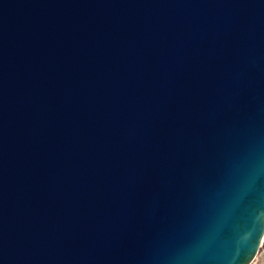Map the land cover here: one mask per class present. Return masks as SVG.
<instances>
[{"label":"water","instance_id":"water-1","mask_svg":"<svg viewBox=\"0 0 264 264\" xmlns=\"http://www.w3.org/2000/svg\"><path fill=\"white\" fill-rule=\"evenodd\" d=\"M263 239L264 0H0V264Z\"/></svg>","mask_w":264,"mask_h":264},{"label":"rangeland","instance_id":"rangeland-1","mask_svg":"<svg viewBox=\"0 0 264 264\" xmlns=\"http://www.w3.org/2000/svg\"><path fill=\"white\" fill-rule=\"evenodd\" d=\"M259 252L252 261V264H264V240L260 246Z\"/></svg>","mask_w":264,"mask_h":264},{"label":"bare ground","instance_id":"bare-ground-1","mask_svg":"<svg viewBox=\"0 0 264 264\" xmlns=\"http://www.w3.org/2000/svg\"><path fill=\"white\" fill-rule=\"evenodd\" d=\"M264 240V239H263Z\"/></svg>","mask_w":264,"mask_h":264}]
</instances>
